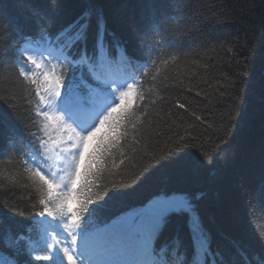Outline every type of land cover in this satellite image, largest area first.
Wrapping results in <instances>:
<instances>
[{
	"label": "snow or ice",
	"instance_id": "1",
	"mask_svg": "<svg viewBox=\"0 0 264 264\" xmlns=\"http://www.w3.org/2000/svg\"><path fill=\"white\" fill-rule=\"evenodd\" d=\"M16 3L26 11L23 22L0 5V64L15 33L10 67L21 87L20 92L5 88L0 96V104L17 117L11 124L0 115V160L27 173L22 187L38 193L29 201L36 200L39 210L37 203L31 210L20 201L0 203L10 214H0V225L7 219L21 226L15 232L0 228V264H21L18 256L25 257L23 264H264V233L258 234V251L238 244L214 250L196 212L197 192L177 194L156 185L162 173L184 171L196 137L186 129L175 133L173 146L161 148L158 137L135 125L143 109L128 101L141 98L139 79L155 64L148 31L129 25L130 41L110 29L95 6L68 20L63 0H46L44 7L34 0ZM28 25L33 31H25ZM237 75L238 83L252 84L247 69ZM128 125L139 134L132 137L131 157L120 151L129 144ZM231 145L232 137H220L211 150L199 152L198 167L210 169ZM137 157L139 163H131ZM129 168L127 182L108 179ZM15 188L14 183L0 190L7 196ZM259 195L264 200V184ZM131 199L138 203L124 204ZM174 220L184 221L187 244L179 237L161 239Z\"/></svg>",
	"mask_w": 264,
	"mask_h": 264
},
{
	"label": "trees",
	"instance_id": "2",
	"mask_svg": "<svg viewBox=\"0 0 264 264\" xmlns=\"http://www.w3.org/2000/svg\"><path fill=\"white\" fill-rule=\"evenodd\" d=\"M34 2L40 7L46 5V0ZM63 2L68 20L95 6L105 14L109 28L130 41L129 25L140 32L148 31L155 64H149L148 73L139 79L142 87L137 91L141 98L134 95L128 101L131 106L143 109L138 113L135 125L139 128L142 124L145 135L158 137L161 148L173 146L175 133L184 134L186 129L196 137L188 149L192 155L184 171L164 172L156 185L177 194L197 192L196 212L210 232L214 250L224 251L238 244L258 251V234L264 233V200L259 195L260 186L264 184V0ZM0 5L23 22L26 11L17 5L16 0H0ZM25 31H33L32 26H26ZM17 40L13 33L3 64H0V96L4 95L5 88L21 91L20 81L10 67L15 60L13 45ZM245 69L251 74V85L238 83L237 74ZM229 81L232 87L226 89ZM178 103H184L185 108H179ZM0 115L7 123L16 124V114L7 105L0 104ZM210 123L215 126L206 130ZM191 125L195 126L194 129ZM127 127L129 144L120 151L131 157L134 154L129 151L132 137L139 134L132 131L133 125ZM226 136L232 137L227 156L210 169H200L196 163L199 152L211 150L220 137ZM169 140L171 144L167 143ZM95 144V140L89 144L85 161ZM119 159L116 154L117 164ZM108 163L111 165V161ZM131 163L138 164L139 157ZM132 171L129 168L126 175L108 179L127 182ZM21 172L15 162L6 166L0 160V189L16 184L7 196L0 190V203L20 201L21 208L31 210V204L37 201H29V196H38V193L22 187L27 173L22 176ZM100 194L103 195V191ZM136 203V199L124 202L125 205ZM36 210H39L38 203ZM0 214L10 215L3 208H0ZM0 228L13 232L21 230V226L9 223L7 219ZM175 237L187 244L188 229L183 220L172 221L161 239ZM182 253L183 250L181 258ZM17 259L23 264L25 257L18 256Z\"/></svg>",
	"mask_w": 264,
	"mask_h": 264
}]
</instances>
